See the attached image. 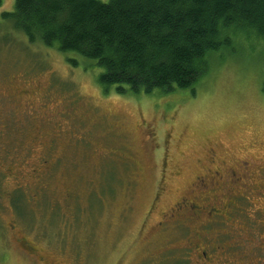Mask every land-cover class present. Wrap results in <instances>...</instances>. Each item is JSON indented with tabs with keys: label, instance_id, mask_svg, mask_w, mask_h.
Returning <instances> with one entry per match:
<instances>
[{
	"label": "rangeland",
	"instance_id": "rangeland-1",
	"mask_svg": "<svg viewBox=\"0 0 264 264\" xmlns=\"http://www.w3.org/2000/svg\"><path fill=\"white\" fill-rule=\"evenodd\" d=\"M15 1L0 6V117L13 108L21 120L0 134V177L11 165L24 180L0 182V264H196L185 249L191 232L207 235L196 241L201 248L225 253L228 225L150 231L191 195L209 150L227 161L264 151L263 44L239 37L210 56L213 71L194 96L105 95L96 71L73 68L1 20ZM46 159L49 174L35 181L31 171ZM39 199L53 204L33 210ZM252 222L240 218L236 228L256 233Z\"/></svg>",
	"mask_w": 264,
	"mask_h": 264
},
{
	"label": "trees",
	"instance_id": "trees-1",
	"mask_svg": "<svg viewBox=\"0 0 264 264\" xmlns=\"http://www.w3.org/2000/svg\"><path fill=\"white\" fill-rule=\"evenodd\" d=\"M1 20L73 68L96 71L105 95L161 101L194 96L213 71L209 57L239 37L264 47V0H16Z\"/></svg>",
	"mask_w": 264,
	"mask_h": 264
},
{
	"label": "flooded vegetation",
	"instance_id": "flooded-vegetation-1",
	"mask_svg": "<svg viewBox=\"0 0 264 264\" xmlns=\"http://www.w3.org/2000/svg\"><path fill=\"white\" fill-rule=\"evenodd\" d=\"M20 93L22 96L27 95L25 91H20L19 95ZM30 105L29 103L21 107L24 109L27 106L30 109ZM18 111L12 108L10 113L0 117L1 135L8 128L11 119L21 120ZM37 140H41L40 134L31 142ZM245 156V158L234 156L227 161L221 160L214 149L209 150L201 173L194 178L195 181L190 187L191 195L180 198L169 211L162 212L161 220L150 233L173 228L172 225H177L175 228L185 226L183 223L187 221L197 223L200 227L228 225L225 253L224 248L217 245L215 247L203 245L201 248L196 241L207 236L205 233L203 236L198 232L189 233L184 247L188 252L191 251L192 255H196L199 261L196 264H262L260 254L264 252V151ZM48 163H51L50 159L43 161L37 171L32 169L31 176L35 181H42L49 174ZM0 166L2 168V164ZM18 167L11 165L6 169L3 167L0 182L3 176L14 179L15 184L19 182L18 180H24L18 173ZM16 188L20 187L14 189ZM247 217L253 221L249 226H255L258 232L254 233V229L250 228L244 233L241 227L236 228L237 221ZM230 230H233L232 234ZM17 235L19 238H13L14 241L20 244L28 242L25 237L20 236V232H17ZM245 235L247 242L252 245L249 249L245 245L246 241L242 239ZM22 248L27 250L25 246ZM227 252H229L227 259H222L221 256Z\"/></svg>",
	"mask_w": 264,
	"mask_h": 264
}]
</instances>
